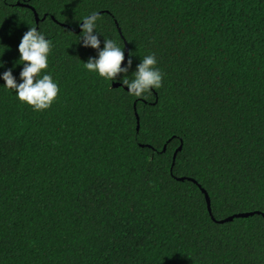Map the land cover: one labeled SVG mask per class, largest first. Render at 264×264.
<instances>
[{"label":"trees","instance_id":"1","mask_svg":"<svg viewBox=\"0 0 264 264\" xmlns=\"http://www.w3.org/2000/svg\"><path fill=\"white\" fill-rule=\"evenodd\" d=\"M93 10L129 79L155 55L159 89L83 69ZM30 26L59 92L34 112L0 87V264H264V0H0L17 83Z\"/></svg>","mask_w":264,"mask_h":264},{"label":"clouds","instance_id":"2","mask_svg":"<svg viewBox=\"0 0 264 264\" xmlns=\"http://www.w3.org/2000/svg\"><path fill=\"white\" fill-rule=\"evenodd\" d=\"M100 18L98 11H90L80 18L79 35L77 42L81 47L96 51L94 57L90 56L82 63L88 73L104 81L113 82L119 79L122 86H126V93L133 98H143L146 93L161 87L162 72L156 67L157 60L154 54L148 53L139 59L129 79L128 70L132 66L131 57L125 60L124 52L119 42L105 38L98 30L97 21ZM102 37V47L101 39ZM53 43L46 38V34L36 26L27 27L17 45V65H21L17 78L12 75V69L0 72V85L3 89L14 92L15 99L38 112L48 109L57 98L59 86L50 72L43 71L48 68L49 55ZM122 60L124 65L121 66ZM15 66V65H14ZM4 67L0 62V68Z\"/></svg>","mask_w":264,"mask_h":264},{"label":"water","instance_id":"3","mask_svg":"<svg viewBox=\"0 0 264 264\" xmlns=\"http://www.w3.org/2000/svg\"><path fill=\"white\" fill-rule=\"evenodd\" d=\"M35 19L36 21H38V18L35 14ZM78 29H79V26H78ZM127 55V46L125 47V52H124V57H126ZM123 64V60L121 62V65ZM118 83H114V85H117ZM136 119H137V124H138V116L136 114ZM181 145L175 150L174 154H173V160L175 158V155H176V152L178 149H180ZM173 163V162H172ZM179 180H182L184 179V177H178ZM194 181V180H193ZM201 191L204 193V197H205V200H206V204H207V208H208V211H210V205H209V198H208V195L207 193L205 192V190L203 188H200ZM249 214H252V212H243V213H236V214H233V215H230V216H227L223 219H219V220H216L217 222H225L227 220H231L233 217H239V216H247Z\"/></svg>","mask_w":264,"mask_h":264}]
</instances>
